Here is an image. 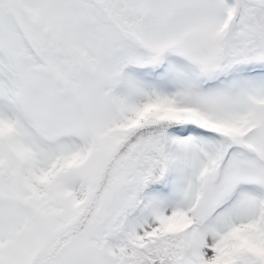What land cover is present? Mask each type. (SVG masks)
I'll return each mask as SVG.
<instances>
[{
  "label": "snow or ice",
  "instance_id": "obj_1",
  "mask_svg": "<svg viewBox=\"0 0 264 264\" xmlns=\"http://www.w3.org/2000/svg\"><path fill=\"white\" fill-rule=\"evenodd\" d=\"M0 264H264V0H0Z\"/></svg>",
  "mask_w": 264,
  "mask_h": 264
}]
</instances>
